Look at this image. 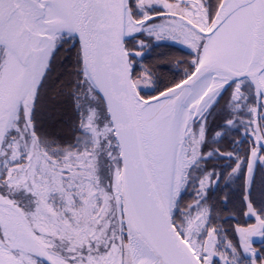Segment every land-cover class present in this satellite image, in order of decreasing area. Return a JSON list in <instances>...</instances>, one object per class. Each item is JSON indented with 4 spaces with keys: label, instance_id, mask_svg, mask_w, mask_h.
I'll list each match as a JSON object with an SVG mask.
<instances>
[{
    "label": "snow or ice",
    "instance_id": "snow-or-ice-1",
    "mask_svg": "<svg viewBox=\"0 0 264 264\" xmlns=\"http://www.w3.org/2000/svg\"><path fill=\"white\" fill-rule=\"evenodd\" d=\"M0 264H264V0H0Z\"/></svg>",
    "mask_w": 264,
    "mask_h": 264
},
{
    "label": "trees",
    "instance_id": "trees-1",
    "mask_svg": "<svg viewBox=\"0 0 264 264\" xmlns=\"http://www.w3.org/2000/svg\"><path fill=\"white\" fill-rule=\"evenodd\" d=\"M163 54V55H161ZM186 56L185 52L180 51L177 48L160 47L153 51L152 58L160 62H168L176 59H181ZM166 79H171L175 73L167 70H160Z\"/></svg>",
    "mask_w": 264,
    "mask_h": 264
},
{
    "label": "flooded vegetation",
    "instance_id": "flooded-vegetation-1",
    "mask_svg": "<svg viewBox=\"0 0 264 264\" xmlns=\"http://www.w3.org/2000/svg\"><path fill=\"white\" fill-rule=\"evenodd\" d=\"M218 195H219V193H218Z\"/></svg>",
    "mask_w": 264,
    "mask_h": 264
}]
</instances>
